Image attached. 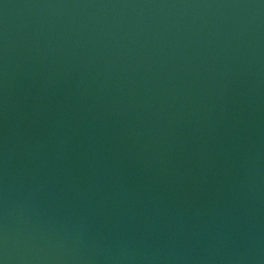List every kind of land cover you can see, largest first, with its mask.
I'll use <instances>...</instances> for the list:
<instances>
[{
  "label": "water",
  "instance_id": "water-1",
  "mask_svg": "<svg viewBox=\"0 0 264 264\" xmlns=\"http://www.w3.org/2000/svg\"><path fill=\"white\" fill-rule=\"evenodd\" d=\"M0 264H264V0H0Z\"/></svg>",
  "mask_w": 264,
  "mask_h": 264
}]
</instances>
